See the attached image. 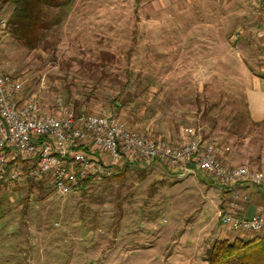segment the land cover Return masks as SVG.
Masks as SVG:
<instances>
[{"label": "rangeland", "instance_id": "rangeland-1", "mask_svg": "<svg viewBox=\"0 0 264 264\" xmlns=\"http://www.w3.org/2000/svg\"><path fill=\"white\" fill-rule=\"evenodd\" d=\"M257 21L252 0H76L47 49L6 35L0 55L45 112L106 110L163 138L194 126L229 148L227 163L258 167L264 124L242 105L249 74H264ZM124 165L64 194L26 173L1 182L0 264H206L215 240L236 238L218 223L223 189L204 173Z\"/></svg>", "mask_w": 264, "mask_h": 264}, {"label": "built area", "instance_id": "built-area-1", "mask_svg": "<svg viewBox=\"0 0 264 264\" xmlns=\"http://www.w3.org/2000/svg\"><path fill=\"white\" fill-rule=\"evenodd\" d=\"M252 1L264 38V0ZM6 20L0 13V42L7 35ZM22 89V82L4 71L0 55V183L10 185L26 173L64 194L89 179L112 177L123 164L159 161L176 176L199 171L222 187L217 217L224 233L264 236V211L241 213L248 200L242 186L264 188V170L225 162L229 148L216 138L203 137L201 128H182V141L174 145L135 130L106 110L74 113L62 103L45 112L38 96H25ZM17 160L29 164L17 166Z\"/></svg>", "mask_w": 264, "mask_h": 264}, {"label": "trees", "instance_id": "trees-1", "mask_svg": "<svg viewBox=\"0 0 264 264\" xmlns=\"http://www.w3.org/2000/svg\"><path fill=\"white\" fill-rule=\"evenodd\" d=\"M0 3L9 6L6 20L7 36L21 44L22 47L33 50L39 46L47 49L48 38L59 27L66 15L71 14L76 0H0ZM117 101L116 98L112 100V105L115 108H119L124 102L122 100L118 104ZM242 105L251 124H264V120L254 122L250 119L244 95ZM219 144L222 145L220 141ZM224 156H227V152ZM18 162L19 160L16 161V164ZM225 162H227V157ZM229 164L239 165L234 162H229ZM146 165L149 164H144V166ZM125 166L127 164L123 167ZM259 166L257 169L262 170ZM120 173L121 171L113 176H118ZM90 181L92 179L87 180L82 186ZM205 260L206 264H264V236L217 239L207 249Z\"/></svg>", "mask_w": 264, "mask_h": 264}, {"label": "crops", "instance_id": "crops-1", "mask_svg": "<svg viewBox=\"0 0 264 264\" xmlns=\"http://www.w3.org/2000/svg\"><path fill=\"white\" fill-rule=\"evenodd\" d=\"M256 28H257L256 36L258 37V47L264 53V42H263L264 38L260 34L258 23ZM261 69L264 68L261 67ZM243 95L247 104V109L250 119L254 122H261L262 120H264V74H252V73L249 74L247 78V84L243 91ZM137 131L144 132L153 137H156L154 133L156 132L160 133L159 128H157L156 126L152 127L148 125L146 128L143 129L139 128V130ZM165 132L164 134L162 133L164 137H166L164 139H167L174 145L181 143L182 141L181 128H179L178 135H176L175 133L168 132L166 130ZM259 168L264 169V162L261 163ZM242 189L247 192L248 200L246 203H244L241 213L246 216H249L253 214L257 210V208H261L264 211V188L250 186V185H243ZM233 237L236 236H231V238ZM246 238H252V237H246Z\"/></svg>", "mask_w": 264, "mask_h": 264}]
</instances>
